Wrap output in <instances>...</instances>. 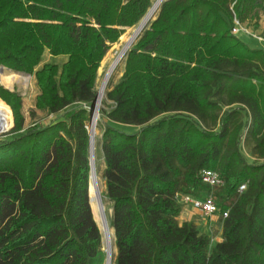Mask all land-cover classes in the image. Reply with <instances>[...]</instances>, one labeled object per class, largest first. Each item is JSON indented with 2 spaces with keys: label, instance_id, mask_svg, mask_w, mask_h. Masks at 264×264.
<instances>
[{
  "label": "trees",
  "instance_id": "16d2710c",
  "mask_svg": "<svg viewBox=\"0 0 264 264\" xmlns=\"http://www.w3.org/2000/svg\"><path fill=\"white\" fill-rule=\"evenodd\" d=\"M154 1L0 0V66L33 77L32 115L48 119L25 128L23 97L0 85V128L15 124L0 139V264H105L84 104ZM235 19L259 25L264 0H165L107 93L98 126L114 264H264V50L233 33ZM204 170L224 185L204 184ZM208 194L228 211L214 244L179 222L181 196Z\"/></svg>",
  "mask_w": 264,
  "mask_h": 264
},
{
  "label": "rangeland",
  "instance_id": "374dc122",
  "mask_svg": "<svg viewBox=\"0 0 264 264\" xmlns=\"http://www.w3.org/2000/svg\"><path fill=\"white\" fill-rule=\"evenodd\" d=\"M139 25H140V23L136 27L128 30L124 35H126V34L127 35H131L132 31L134 29H137L139 27ZM243 28L246 29V31L249 32V33L240 32L238 34V37L243 42H245L249 47H251L253 49H263L264 50V42H261L258 39V37L264 39V19L261 20L259 25H255V24L254 25H252V24L250 25V24H247V23L243 24ZM136 42H137V40H136ZM122 45H123V43L121 42V40H119V42L117 44L112 46L111 50L107 54V56H109L110 60H109V62L107 64L104 65L103 73L100 75L99 72H98V79H97V82H96L97 94H99V90L101 89V87H102V85L104 83V80L107 77V74H108V72H109V70H110V68L112 66V63L114 62V60L117 58L118 54L120 53V50H121L120 48H122ZM46 60L47 61H51L52 59L49 56H47ZM64 60H65L64 58H60V59H58L56 61L58 63H62ZM101 66H102V64H101ZM124 67H125V59L122 62V64L120 65L117 73L113 77V79H112V81H111V83H110V85H109V87L107 89L105 98L103 99L102 104H101V106L99 108V119H98V122H97V136H96V138H97L96 141L97 142H96V152H95L96 153L95 166H96V173L99 176V178L101 180L102 187H103L102 198H103L104 204L106 206L105 213H106V217H107V221H108L109 227H110V221L109 220H110V217L112 215V210L110 209V202L107 201L104 198L105 184H104V181H103V178H102L103 171H104V164L102 163V158H101V154H100V149H101L100 148V144H101V138H102V131H101L100 127L98 126V124L105 123V121H106V119H104V117H103V115H104L103 113L106 112L110 108V105H111V102L109 100H107V93L110 91L111 88H113L120 81V79H121V77L123 75V72H124ZM23 81L24 80H22V82ZM0 83H2L1 79H0ZM11 85L14 86L13 89L6 88L3 85L2 86L4 88L12 91V92L19 93L23 97V100H24L23 114H24V117H25V123H24V127L25 128L31 126L34 123H43L44 121L48 120L46 115L44 113H42V112H39V111H36L35 116L32 115L33 111H35V100H36V97H37V94H38V89L36 87L35 81H34L32 76L28 77V83H27V85L25 87L23 85H21V84H16V85L9 84L8 86H11ZM12 130L13 129H11L7 134H9ZM7 134H5V135H7ZM4 136H0V139L3 138ZM243 153L245 154V156L248 158L249 161H253V159L251 158L252 157L251 156V146L249 144H247V143L244 144ZM219 209H220V215H221L222 208L219 206ZM99 228H100V230L102 232V229H101L100 225H99ZM218 228H220V224H218ZM102 236H103V250H105L106 248L104 247V235H103V233H102ZM212 242L214 244L216 242V240L214 239V240H212ZM114 245H115V239H114ZM106 255H107V253H106ZM115 257H116V252H115V256H114V261H115ZM106 260H107V258H106ZM105 264H106V262H105Z\"/></svg>",
  "mask_w": 264,
  "mask_h": 264
},
{
  "label": "bare ground",
  "instance_id": "6f19581e",
  "mask_svg": "<svg viewBox=\"0 0 264 264\" xmlns=\"http://www.w3.org/2000/svg\"><path fill=\"white\" fill-rule=\"evenodd\" d=\"M165 0H155L153 2V6L150 9L147 17L142 21V23H140L139 27L137 29H134L131 33V35H124L122 36V38L120 39L121 42L123 43L122 48H120V53L118 54L117 58L114 60V62L112 63V66L107 74L106 79L104 80V83L101 87V89L99 90V94H98V101H97V110L94 113V117H93V123H92V128H91V132H92V145H93V154H94V163H96V136H97V122L99 119V108L102 104L103 99L105 98L107 89L113 79V77L115 76V74L117 73L120 65L122 64V62L124 61L126 54L129 52V49L132 47V45L136 42L137 38L142 34V32L149 26V24L151 23V21L155 18L156 14L159 11V8L161 7V5L164 3ZM109 56H107L105 58V60L102 63V66L99 70V74L101 75L103 73V69H104V65L107 64L109 62ZM1 74H5V75H12V74H19L13 71H8V70H3L0 72V79L2 81V85L3 86H8L9 84H5L3 83V78L1 76ZM119 74V73H118ZM22 75V74H20ZM24 76V75H23ZM27 77V76H25ZM28 79V77H27ZM102 192H103V187L101 184V180L99 178V176L96 173V166H94V172L92 175V180H91V187H90V198H91V207H92V211H93V215L95 220L98 222V224L100 225L101 229H102V233L104 235V247L105 252L107 253V260H106V264H114V256H115V252H116V248L114 245V231L109 227L108 223L105 222L104 220V214L105 210H106V206L104 204V200L102 198Z\"/></svg>",
  "mask_w": 264,
  "mask_h": 264
},
{
  "label": "built area",
  "instance_id": "2783aa9c",
  "mask_svg": "<svg viewBox=\"0 0 264 264\" xmlns=\"http://www.w3.org/2000/svg\"><path fill=\"white\" fill-rule=\"evenodd\" d=\"M235 28L233 29V33L238 35L240 32L249 33L246 29L243 28V25L239 23L238 20L235 19ZM258 39L261 42H264L263 38ZM84 107L89 111V104H84ZM94 116V115H93ZM97 125V124H96ZM92 125L89 123L87 126L88 131L91 130ZM201 180L204 184L212 187H222L224 185L223 180L218 172L213 170H204L201 173ZM247 189V184H242L239 187V192L242 193ZM180 204L182 208L190 207L193 210H196L201 213V215L205 218H211L212 216L220 213L219 206L217 205L216 199L213 194L204 195L202 197H194L192 195H183L180 198ZM221 217L223 219L228 217V211H222Z\"/></svg>",
  "mask_w": 264,
  "mask_h": 264
},
{
  "label": "crops",
  "instance_id": "0c3cea01",
  "mask_svg": "<svg viewBox=\"0 0 264 264\" xmlns=\"http://www.w3.org/2000/svg\"><path fill=\"white\" fill-rule=\"evenodd\" d=\"M124 129L126 131H131V132L135 131V128L133 127H125ZM100 154L102 158V163L104 164V159L101 149H100ZM104 169H105V164H104ZM179 222L180 224L185 222L193 223L195 226L198 227V229L202 233L209 235L211 240L215 239L216 240L215 243L222 241V222H221L220 213L212 216L211 218H205L201 215L200 212L193 210L190 207H186V208H182V213L179 217ZM218 224H220L221 229L218 228Z\"/></svg>",
  "mask_w": 264,
  "mask_h": 264
},
{
  "label": "water",
  "instance_id": "95a60500",
  "mask_svg": "<svg viewBox=\"0 0 264 264\" xmlns=\"http://www.w3.org/2000/svg\"><path fill=\"white\" fill-rule=\"evenodd\" d=\"M148 15V14H147ZM147 15L145 16V18L147 17ZM144 18V19H145ZM143 19V20H144ZM142 20V21H143ZM142 23V22H141ZM139 38V37H138ZM138 38H137V40H138ZM136 44V42L132 45V47L134 46ZM131 47V48H132ZM130 48V49H131ZM130 49H129V51H130ZM127 55V54H126ZM3 70H8V71H12V70H10V69H8V68H6V67H4V66H0V72L1 71H3ZM14 72V71H13ZM16 73H18V72H16ZM19 74H22V75H24V76H27V77H31V75H29V74H26V73H19ZM0 85L2 86V84L0 83ZM97 101H98V94H97V96H96V98H95V100L91 103V104H89V112H90V124L92 125V123H93V115H94V113H95V111L97 110ZM14 126H15V124H14ZM14 126L11 128V129H13L14 128ZM10 129V130H11ZM10 130H4V129H2V128H0V136H4L5 134H7ZM89 137H90V167H91V173H90V186H89V193H90V187H91V180H92V175H93V172H94V166H95V163H94V154H93V145H92V132H91V130L89 131ZM90 201H91V198H90ZM104 220H105V222L106 223H108V221H107V217H106V215L104 214ZM114 231V230H113ZM114 239H115V235H114ZM105 251V250H104Z\"/></svg>",
  "mask_w": 264,
  "mask_h": 264
}]
</instances>
